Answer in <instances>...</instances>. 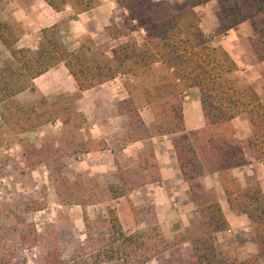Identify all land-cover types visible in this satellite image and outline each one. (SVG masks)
Returning <instances> with one entry per match:
<instances>
[{"label": "trees", "instance_id": "16d2710c", "mask_svg": "<svg viewBox=\"0 0 264 264\" xmlns=\"http://www.w3.org/2000/svg\"><path fill=\"white\" fill-rule=\"evenodd\" d=\"M41 1L55 13L70 8L72 14L43 28L35 50L18 49L13 28L0 20V46L9 55V59L1 60L0 51V130L7 129L16 135L34 132L53 122L50 117L43 120L44 114L33 108L28 110L15 97L29 90L33 80L59 65L65 68L79 93L116 79L130 82L160 71L161 76L154 79V85L142 90L140 104L124 85L128 97L120 102L118 111L129 119L126 133L129 142L169 137L189 190V201L196 207L184 233L167 242L155 215L150 221L142 220V212L133 206L127 228L121 224L111 203L127 198L140 186H135L128 173L122 172L117 164V183L105 187L83 186L77 181L69 183L58 174L53 183L59 204L81 207L85 227L86 243L69 263L147 264L167 253L163 264H259L256 257L238 259L218 249L215 236L228 232L230 227L218 200L205 193L198 180L208 174L217 175L230 211L246 216L260 251L264 245V193L257 182L242 188L232 171L245 166V149L257 160L264 159V98L252 85L233 78L238 71L235 61L213 41L227 37L230 30L249 18H264V0H181L174 3L119 0L118 6L126 12V21L121 26L106 27L105 32L111 42L124 41L108 51H102L90 38L70 50L62 37V29L69 22L77 21L78 15L95 9L97 0ZM211 1L217 5V28L213 36L206 37L195 9ZM250 46L257 61L263 62L264 25L254 31ZM190 89L199 92L203 117V128L194 132L186 131L182 114L183 101ZM143 108L153 112V133L140 116ZM239 117H244L251 128L243 142L237 140L232 125ZM146 155L154 161L152 150ZM149 168L152 181L159 183L155 162L143 170ZM100 204L105 212L91 222L85 209ZM3 237L0 228V238ZM20 239L24 242L27 238L20 234ZM39 239L40 236H32L33 241ZM41 258L43 264H65L54 250H43ZM13 259V252L0 245V264H12Z\"/></svg>", "mask_w": 264, "mask_h": 264}, {"label": "rangeland", "instance_id": "374dc122", "mask_svg": "<svg viewBox=\"0 0 264 264\" xmlns=\"http://www.w3.org/2000/svg\"><path fill=\"white\" fill-rule=\"evenodd\" d=\"M118 2L119 0H97V7L108 6L110 3L117 7L111 22L106 27L121 26L126 21V12L119 8ZM158 2H164V0ZM214 4L216 16L217 5ZM32 6L39 10V15L42 16L45 15L44 11L51 10L40 0H0V20L13 28L17 35L18 49L35 50L40 42L42 29L36 23V18L31 13L33 11H28ZM20 10L25 14H18ZM210 13V7H208L206 14ZM71 14L70 8H66L61 13V20L67 19ZM22 18L28 19L26 24L20 21ZM263 25L262 16L252 17L233 28V31L230 30L227 37L213 41V44H220L224 40L223 48L241 66L240 72L234 79L239 83L252 85L258 90L261 98H264V61H257L250 43L253 40L254 31ZM105 28L87 20L82 23L69 22L67 27L62 29V37L70 50L76 49L81 41L90 38L102 51H108L124 40L111 42ZM135 36L139 39L137 33ZM0 51L1 60L9 59L8 53L1 46ZM160 76L161 72L155 71L144 78H137L130 82L121 78L107 85L120 89L126 85L131 90L132 97L140 104L142 90L154 85V79ZM16 97L15 100L19 104L28 110L33 108L35 112L44 114L43 120L50 117L53 122L37 128L34 132L16 135L7 129L0 130V228L4 234V239L0 238V245L13 252L12 264H43L41 258L43 250H54L65 264H70L69 260L74 253L86 243L81 207L63 206L58 202L53 183L58 174H61L69 183L77 181L83 186L105 187L117 183L118 175L115 166L117 164L122 172L128 173L129 180L135 186H140L129 193L127 198L111 203V206L117 210L121 224L127 228V222L131 219L130 207L133 206L142 212L140 215L142 220L150 221L155 215L167 242H171L184 233L196 208L189 201V190L188 199L183 201L179 195L181 190L179 185L173 187L165 182L152 181L149 175L151 169L143 170L152 162H155L157 166L155 159L149 160L146 155V152L152 150L149 143H145L142 148L133 147L127 152L124 150V146L131 142L126 138L129 119L118 111L120 102L116 104L115 110L121 116L125 135L114 148L112 158L109 157L111 159L106 161L107 165L105 159L100 161L97 159L98 155L91 156L102 148L105 149L106 146L102 142L89 139L87 131L89 125L82 113L78 112L79 99L73 97L57 99L51 96L45 99L35 92L23 94L19 100ZM144 109L140 111V116L142 114L143 119L149 121L151 117H145ZM149 110L153 115L152 110ZM101 112L109 113L103 106ZM153 126L154 121L148 127L152 133ZM140 155L142 157L138 158ZM98 162L102 163L105 169L103 172L98 171ZM205 177L198 180L200 188L218 200V194L214 189H205V184L211 185L209 180H204ZM248 183H254V181L249 180ZM104 212L105 208L102 204L85 209L86 216L91 222L98 214ZM235 223L232 231L215 236L218 249L238 259L256 257L259 264H264V245L260 251L257 250L249 222L243 224L237 220ZM20 234L27 238L26 241H21ZM34 235L40 236V239L33 241ZM186 249L187 247L183 249L184 253ZM167 258L168 254L164 253L147 264H163Z\"/></svg>", "mask_w": 264, "mask_h": 264}, {"label": "crops", "instance_id": "0c3cea01", "mask_svg": "<svg viewBox=\"0 0 264 264\" xmlns=\"http://www.w3.org/2000/svg\"><path fill=\"white\" fill-rule=\"evenodd\" d=\"M153 1L158 2L163 0ZM164 1L174 2L178 0ZM214 3L216 2L211 1L204 7L195 9V13L200 19V28L206 37L213 35L217 27ZM208 7H210L211 13L207 15L206 9H208ZM116 8V5L112 3L108 6L100 5L87 13L78 15L77 23H82L87 20L92 21L96 26L105 28L109 22H111L113 12ZM29 9V12L33 11L31 13L35 16L36 23L41 29L50 27L62 19L61 13H55L52 10L44 11L45 15L42 16L39 15V10H36L33 6ZM21 11L22 10H20L18 14H25L24 11ZM27 20V18H22L20 21H23V23L26 24ZM207 20H209V23H207ZM231 31H233V29ZM220 45L222 47L224 46V40L220 42ZM235 63L238 67V71L233 74V78L240 72L241 67L236 61ZM255 91L259 95L258 90L255 89ZM30 92L41 94L45 97V99L50 96L56 97L57 99L63 97H73L75 99H79L80 107L78 108V112L82 113L87 125H89V128L87 129L89 139L102 142L106 146L105 149H101L93 153L91 156L98 155L97 159L99 161L105 159V162L112 158L114 148L117 146V143L122 141L125 135V128L122 126L121 116H119L115 110L116 104L128 97L125 88L120 89L119 87H110L107 84H103L88 91L79 93L74 81L68 75L65 68L62 65H59L33 80L32 87L29 90L17 95V100H19L23 94ZM102 106L106 109V112L109 111V113H102ZM144 113L146 118L148 116L151 117L149 121H145L143 119V115L141 114L144 124L149 127L154 121L153 115L150 113V110L146 108L144 109ZM182 114L184 126L187 132L198 131L203 128V117L199 102V92L197 89H190L187 92V96L185 97L182 105ZM232 125L236 132V138L239 141H244L251 133L250 125L243 117L234 119L232 121ZM145 143H149L151 145V149L157 163L160 181L173 187L179 185L181 187L179 194L181 200L186 201L188 199V187L182 180L169 137L164 136L129 143L126 147L124 146V150L127 152L128 149H132L133 147L142 148ZM244 158L246 161L245 166L241 169L233 170L232 175L238 179L242 188L246 186L249 180H252L259 184L261 191L264 193V159L257 160L246 149L244 150ZM106 163L108 165V162ZM97 166L98 171L103 172L105 170L101 162H98ZM204 180H209V182H211V185L209 186L208 184H205V189H214L218 194V202L230 227L229 232L233 230L236 225L235 221L237 220L241 221L243 224H247L248 220L243 213L230 211L223 191L219 186L217 175H208Z\"/></svg>", "mask_w": 264, "mask_h": 264}]
</instances>
